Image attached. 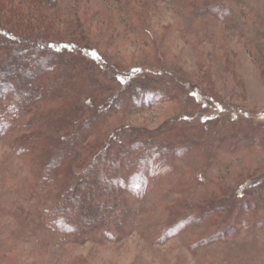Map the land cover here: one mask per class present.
I'll return each mask as SVG.
<instances>
[{"label":"rangeland","instance_id":"obj_1","mask_svg":"<svg viewBox=\"0 0 264 264\" xmlns=\"http://www.w3.org/2000/svg\"><path fill=\"white\" fill-rule=\"evenodd\" d=\"M7 3L18 8L9 11L22 14L24 28L106 62L114 74L104 75L109 84L120 78L154 93L153 101L143 97L139 105L125 101L90 144L127 128L132 136L155 134L185 150L150 175L142 195H124L136 213L126 235L87 229L81 237L51 231L44 203L50 191L40 189L36 163L13 149L23 134L0 137V264H264V208L246 216V228L223 214L222 222L188 221L170 238L160 237L184 218L188 204L214 196L246 199L247 185L264 181V0ZM76 87L70 98L88 109L94 95L104 107L113 105L99 85L89 97L82 94L88 83L78 80ZM43 101L44 110L63 105L62 97ZM131 166L127 161L124 170ZM228 226L239 231L213 237Z\"/></svg>","mask_w":264,"mask_h":264},{"label":"trees","instance_id":"obj_2","mask_svg":"<svg viewBox=\"0 0 264 264\" xmlns=\"http://www.w3.org/2000/svg\"><path fill=\"white\" fill-rule=\"evenodd\" d=\"M10 9L18 11L16 6H5V0H0V137L14 131L23 134L15 138L13 149L20 157L36 163L41 178L39 187L50 191L51 199L44 200L52 218L49 230L78 233L81 237L88 233L87 229L108 237L111 232L119 237L126 235L125 224L136 219L126 196L142 195L150 175L168 166L171 155L185 148L161 142L155 134L147 138L138 133L132 136L127 128L116 129L99 143L90 144L91 136L101 131V124L113 112L128 106L125 101L139 105L141 98H151L154 93L145 85L127 84L120 78L117 85L109 84L103 77L114 74L106 62L102 63L100 58L98 61L88 49L47 40L36 29L24 28L22 14L11 15ZM78 80L89 84L82 94L93 95L99 85L106 94L111 93L113 105L104 107L103 101L94 95L93 107L88 109L70 98L69 93L76 92ZM59 97L63 99L61 107L41 108L43 99L54 101ZM127 161L132 166L124 170ZM246 191V199L214 196L188 204L183 207L186 216L160 232L162 241L175 235L188 221L201 222L213 217L222 222L223 214L226 218L235 217V224L242 228L249 227L246 216L252 217L264 208V181L247 185ZM39 220L42 223L45 218L39 216ZM234 227L215 232L213 237L220 239L239 231Z\"/></svg>","mask_w":264,"mask_h":264},{"label":"bare ground","instance_id":"obj_3","mask_svg":"<svg viewBox=\"0 0 264 264\" xmlns=\"http://www.w3.org/2000/svg\"><path fill=\"white\" fill-rule=\"evenodd\" d=\"M150 100H152V101H153V100H154V97H151V99H150Z\"/></svg>","mask_w":264,"mask_h":264}]
</instances>
